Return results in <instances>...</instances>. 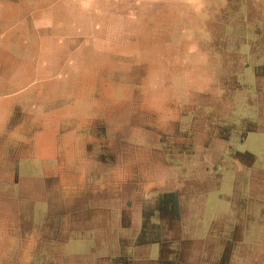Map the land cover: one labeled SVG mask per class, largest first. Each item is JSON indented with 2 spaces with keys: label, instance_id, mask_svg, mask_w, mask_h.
Listing matches in <instances>:
<instances>
[{
  "label": "rangeland",
  "instance_id": "obj_1",
  "mask_svg": "<svg viewBox=\"0 0 264 264\" xmlns=\"http://www.w3.org/2000/svg\"><path fill=\"white\" fill-rule=\"evenodd\" d=\"M257 93L264 0H0V264H264Z\"/></svg>",
  "mask_w": 264,
  "mask_h": 264
},
{
  "label": "crops",
  "instance_id": "obj_2",
  "mask_svg": "<svg viewBox=\"0 0 264 264\" xmlns=\"http://www.w3.org/2000/svg\"><path fill=\"white\" fill-rule=\"evenodd\" d=\"M262 97H264V94H259V93H257V94H254V99L255 100H259L261 103H262ZM264 104V103H263ZM252 129H253V127H252ZM252 129H250V130H252ZM209 168H212L211 166H209ZM208 169V168H207ZM257 172L260 174V176L261 177H264V168H261L260 170H257ZM204 173H205V171H204ZM205 176H207V174H205ZM205 176H203V178L205 177ZM243 176V175H242ZM198 177V176H197ZM200 177L202 178V175H200ZM202 178V179H203ZM241 178H244V176L243 177H240V178H238L237 179V181L238 180H241ZM245 179H246V187H247V190L249 189V191L246 193V196L248 197V201L250 202V201H253L254 199H255V201H254V208H256L257 206H256V203H258V200H256L257 198L259 199V200H261V201H259L260 202V204L262 205V207H261V209H264L263 207H264V199H260V197L261 196H263L264 197V193H262L261 192V189H263V191H264V179H253L252 178V176L251 175H249V178H246L245 177ZM247 180L249 181V183L247 182ZM222 183L223 182H221V185H222ZM190 184L192 185V187L194 188V183H193V180L191 179V180H188L187 181V185H188V187H187V190L186 191H188V189H189V186H190ZM213 189H211V190H209L208 188L206 189V191H201L204 195H205V199L203 200V201H201V205H200V208H202V207H204L205 206V201H206V197H208V195H209V193L212 191ZM259 194H263V195H259ZM191 195H193L192 194V192H189V193H187L186 194V199H185V204H184V206H185V210L187 211V215H188V211H189V207H188V205L189 206H191V205H197V198H195V196H194V198H192V197H188V196H191ZM173 205V203L170 205V207ZM169 207V213L171 212V210H172V208H170ZM253 208V209H254ZM174 210L176 211L177 210V204L175 205V206H173V210H172V212L170 213V214H167V217L170 219L171 218V215H172V213L174 212ZM184 212V211H183ZM202 213H203V211H201ZM166 217V216H165ZM168 219V220H169ZM175 218H172V220H174ZM191 219V218H190ZM193 219V218H192ZM171 220V219H170ZM189 227L188 228H193L194 226H196V220L194 219V223H191V224H189L188 225ZM175 232V231H174ZM169 235H170V239H171V237L173 236V235H171V230L169 229ZM185 236V235H184ZM193 237H191V238H189V236L188 237H186L184 240L185 241H187V242H189L188 243V245H189V249H188V252H187V255L189 256L190 255V253L193 255V253H192V251H191V249H192V247L194 248V245L196 244V242H198V239H196V237L195 238H193ZM136 254L135 255H139V254H137V253H140L139 252V250H136V252H135ZM188 256H186L187 257V259H188ZM138 256H136V258H137Z\"/></svg>",
  "mask_w": 264,
  "mask_h": 264
}]
</instances>
